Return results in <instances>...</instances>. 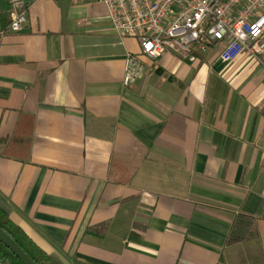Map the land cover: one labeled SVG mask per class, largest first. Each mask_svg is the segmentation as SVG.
Returning <instances> with one entry per match:
<instances>
[{"label": "crops", "instance_id": "crops-1", "mask_svg": "<svg viewBox=\"0 0 264 264\" xmlns=\"http://www.w3.org/2000/svg\"><path fill=\"white\" fill-rule=\"evenodd\" d=\"M25 14L0 33L11 220L67 264H264V66L226 64L216 44L193 63L143 59L126 85L139 42L103 3L26 0ZM240 212L255 235L227 243Z\"/></svg>", "mask_w": 264, "mask_h": 264}, {"label": "built area", "instance_id": "built-area-1", "mask_svg": "<svg viewBox=\"0 0 264 264\" xmlns=\"http://www.w3.org/2000/svg\"><path fill=\"white\" fill-rule=\"evenodd\" d=\"M7 1L8 23L0 33L19 32L27 22L26 0ZM96 1L105 5L115 33L139 42V52L125 58L126 85L143 78L147 68L143 59L155 61L165 52L193 63L221 44L219 58L226 64L243 52L262 63L264 0Z\"/></svg>", "mask_w": 264, "mask_h": 264}, {"label": "trees", "instance_id": "trees-1", "mask_svg": "<svg viewBox=\"0 0 264 264\" xmlns=\"http://www.w3.org/2000/svg\"><path fill=\"white\" fill-rule=\"evenodd\" d=\"M199 60L203 56L199 55ZM12 208L10 204L0 195V227L7 232L13 240L22 248V250L36 264H67L54 258L40 249L25 234L21 227L16 225L10 218ZM254 218L245 213H238L231 225L227 236V243L243 241L255 235L253 230ZM90 229L87 230V232ZM0 263L1 264H24L9 249L0 242Z\"/></svg>", "mask_w": 264, "mask_h": 264}, {"label": "water", "instance_id": "water-1", "mask_svg": "<svg viewBox=\"0 0 264 264\" xmlns=\"http://www.w3.org/2000/svg\"><path fill=\"white\" fill-rule=\"evenodd\" d=\"M0 242L9 249L22 263L36 264L13 240V238L0 227Z\"/></svg>", "mask_w": 264, "mask_h": 264}, {"label": "rangeland", "instance_id": "rangeland-1", "mask_svg": "<svg viewBox=\"0 0 264 264\" xmlns=\"http://www.w3.org/2000/svg\"><path fill=\"white\" fill-rule=\"evenodd\" d=\"M214 49H215V48H214ZM258 63H259V64H262V63L264 64V58H262V63H260V62H258ZM263 64H262V65H263Z\"/></svg>", "mask_w": 264, "mask_h": 264}]
</instances>
